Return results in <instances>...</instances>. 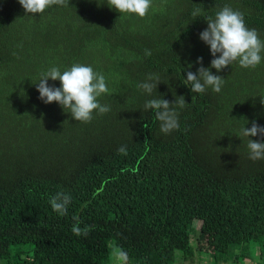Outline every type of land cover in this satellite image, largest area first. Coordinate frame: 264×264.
<instances>
[{"label":"trees","instance_id":"trees-1","mask_svg":"<svg viewBox=\"0 0 264 264\" xmlns=\"http://www.w3.org/2000/svg\"><path fill=\"white\" fill-rule=\"evenodd\" d=\"M225 5L264 41V0H152L144 18L107 0L34 16L0 0V264H105L115 247L129 264H195L200 251L211 264H260L250 246L264 247V159L249 158L240 130L264 126V59L211 69L224 77L219 93L185 84L198 58L210 67L199 35ZM74 63L109 89L98 99L111 110L88 123L45 104L35 85ZM149 74L160 78L151 95L136 87ZM178 96L179 128L162 133L145 101ZM59 191L72 197L64 216L49 204ZM73 216L92 228L86 236L71 231Z\"/></svg>","mask_w":264,"mask_h":264},{"label":"clouds","instance_id":"clouds-1","mask_svg":"<svg viewBox=\"0 0 264 264\" xmlns=\"http://www.w3.org/2000/svg\"><path fill=\"white\" fill-rule=\"evenodd\" d=\"M18 2L26 14L33 16L43 13L53 5H66V0H18ZM107 5L120 14H134L144 18L152 7V0H107ZM200 11L197 8L192 15L195 17ZM199 38L209 46L213 59L210 67L205 68L202 64L203 58L200 57L196 61L201 65L197 71L195 73L187 71L185 84L190 85L192 93H204L209 87L216 93L221 91L224 77L212 74L211 69L220 72L234 62H238L242 68H254L264 59L261 55L264 52V41L259 38L255 29L246 26L244 14L228 5L217 11L214 18L208 17L207 28L200 33ZM145 54L151 55L147 51ZM49 80H58L60 86H50ZM159 83V76L149 74L146 80L136 87L151 95ZM35 85L39 99L45 104L58 103L64 111L69 110L68 113L74 120L82 123L90 122L94 112L103 115L111 110L109 106L102 105L98 99L102 94L109 92L106 78L103 74L94 71L90 65L74 63L64 71L58 67H51L40 74V79ZM260 98L261 104L264 105V96ZM186 105L185 98L178 96L173 102L163 98L147 100L144 109L154 111L155 119L160 122L161 132L168 134L179 128L177 109H183ZM240 135L248 138L249 158L253 161L264 159V142L250 139L257 136L264 139V126L252 121L250 128L245 126L241 128ZM117 151L126 155L124 146ZM71 200L70 194L59 191L50 198L49 204L54 212L64 216L67 214ZM73 220L76 223L73 224L71 231L76 236H86L92 230L90 226L82 229L78 217L73 216ZM111 256L114 264H128V253L122 248L115 247Z\"/></svg>","mask_w":264,"mask_h":264},{"label":"rangeland","instance_id":"rangeland-1","mask_svg":"<svg viewBox=\"0 0 264 264\" xmlns=\"http://www.w3.org/2000/svg\"><path fill=\"white\" fill-rule=\"evenodd\" d=\"M197 236H198V235H197ZM200 239H202V238L200 237ZM28 247L30 248V246H28ZM250 247H251V255H253V256L256 257V255L258 254L259 256L262 257V260H260L259 257H257V259H256L257 262H255V263L264 264V247L261 246V245H259L256 241L251 242V246H250ZM202 256L205 257L206 262H207V261H210V259H209V254H208V253L204 252V253L202 254ZM255 257H254V258H255ZM28 260H30V259L28 258ZM130 262H131V261H128V264H129ZM105 264H114V260H113V258H112L111 255H110V257H109V260L106 261Z\"/></svg>","mask_w":264,"mask_h":264},{"label":"crops","instance_id":"crops-1","mask_svg":"<svg viewBox=\"0 0 264 264\" xmlns=\"http://www.w3.org/2000/svg\"><path fill=\"white\" fill-rule=\"evenodd\" d=\"M203 253H204L203 251L197 252V254H196V263L195 264H211L210 261L206 262L205 257L202 256ZM258 256H259L258 254L256 255V257L252 255L251 256L252 257L251 258L252 262H254V263L257 262L256 259H257Z\"/></svg>","mask_w":264,"mask_h":264}]
</instances>
